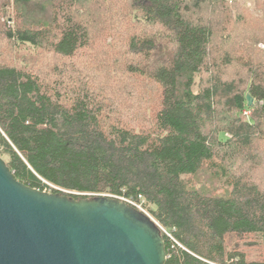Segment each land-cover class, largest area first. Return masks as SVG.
<instances>
[{"label": "trees", "instance_id": "obj_1", "mask_svg": "<svg viewBox=\"0 0 264 264\" xmlns=\"http://www.w3.org/2000/svg\"><path fill=\"white\" fill-rule=\"evenodd\" d=\"M234 4L0 0V11H13V27L0 23L1 49L10 48L0 51V158L14 178L75 199L141 196L172 238L162 234L165 264H264V182L251 173L256 164L243 175L229 167L238 157L254 164L264 144V61L250 57L252 44H264V20ZM96 40L143 81L133 106L115 98L108 109L75 68L57 64L46 82L11 52L72 60ZM202 173L226 190L198 187ZM250 235L259 260L232 245Z\"/></svg>", "mask_w": 264, "mask_h": 264}, {"label": "water", "instance_id": "obj_2", "mask_svg": "<svg viewBox=\"0 0 264 264\" xmlns=\"http://www.w3.org/2000/svg\"><path fill=\"white\" fill-rule=\"evenodd\" d=\"M247 107L253 99L246 95ZM162 233L104 195L75 199L17 181L0 158V264H165Z\"/></svg>", "mask_w": 264, "mask_h": 264}, {"label": "rangeland", "instance_id": "obj_3", "mask_svg": "<svg viewBox=\"0 0 264 264\" xmlns=\"http://www.w3.org/2000/svg\"><path fill=\"white\" fill-rule=\"evenodd\" d=\"M229 3H235L232 5L231 8H241L246 9L249 14H252L254 18L264 20L263 12L261 9L257 7L256 0H233ZM89 7V6H87ZM6 10L5 14L2 13L3 10ZM0 11V23H5L6 26L13 27L12 14L13 11L11 8L6 7ZM231 14H235V10L231 9ZM237 13V12H236ZM259 20V21H260ZM109 27V26H107ZM4 46L3 41L0 42V51L3 53V50H8L10 48H2ZM103 45L98 44L97 40L88 48L80 52L74 59L72 60H62L50 53L42 54L40 53V58H38L36 52L37 51H25L23 48L20 50L13 49L11 52L13 53L14 64L16 66H29L35 67L40 77H42L46 82H53V79L57 76V70L55 66L58 64L62 69L63 67H70L75 68L76 78L80 75L82 80L93 90L96 91L99 95L98 97L102 98L104 101L105 107L109 109L110 104L112 101L117 98L121 102L124 99L125 107L133 106L140 93L142 92V84L143 81H138L137 79L133 78L129 74L123 72V68L119 67L118 65L123 66V64H114L109 60V55L106 53L101 54L103 50ZM252 49L250 50V57L252 61H255L259 64V62L264 61V44L256 43L255 45L252 44ZM118 51L121 53L123 50L118 47L117 49L110 50L115 52ZM248 55H246L247 58ZM257 57V58H256ZM256 58V59H255ZM110 67V68H109ZM114 67V68H113ZM60 68V69H61ZM113 68V69H112ZM75 78V79H76ZM75 79L66 80L68 85H72ZM111 87V89L109 87ZM114 90V91H113ZM149 91V90H148ZM147 91V92H148ZM150 96V94H146ZM148 103V102H146ZM151 104L153 102H149L147 107L150 109ZM260 146H264L261 142H259ZM258 145L259 151L257 152L255 158V163L251 164L244 159L238 157L232 165H229L230 171L236 174L243 175L246 173L248 169H251V165L256 167L255 170L251 171V173L257 178H259V182H264V151L261 150V147ZM256 148V146H255ZM254 154V153H252ZM255 155V154H254ZM253 163V162H252ZM228 166V165H227ZM235 170H233V168ZM195 183L199 184L198 187L205 189L211 193L221 194L226 190V185L223 180L217 179L214 175H210L207 173H202L199 175L198 178L195 179ZM164 229V228H163ZM165 230V229H164ZM167 233L169 231L165 230ZM238 245V247L245 253L246 258L248 260H259L261 257V246L259 241L256 239L255 236L250 235L244 240H234V244Z\"/></svg>", "mask_w": 264, "mask_h": 264}, {"label": "built area", "instance_id": "obj_4", "mask_svg": "<svg viewBox=\"0 0 264 264\" xmlns=\"http://www.w3.org/2000/svg\"><path fill=\"white\" fill-rule=\"evenodd\" d=\"M228 2H232L233 0H227ZM117 198V197H115ZM122 201H124L125 203L129 204L130 206L134 207L136 210L140 211L141 213L145 214L146 216H148L150 219H152L154 221V223L157 225V227L159 228V230L161 231L162 234L166 235L167 237L171 238L170 234L167 233L163 227H161L158 222H156L151 215L149 214V212L147 211L146 207L144 206V200L141 196H138L136 200L133 199H123V198H118ZM172 239V238H171Z\"/></svg>", "mask_w": 264, "mask_h": 264}]
</instances>
